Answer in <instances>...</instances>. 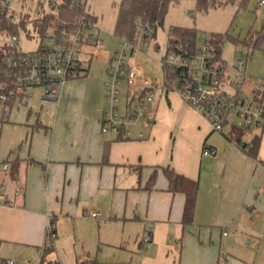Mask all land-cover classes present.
<instances>
[{"label":"crops","instance_id":"0c3cea01","mask_svg":"<svg viewBox=\"0 0 264 264\" xmlns=\"http://www.w3.org/2000/svg\"><path fill=\"white\" fill-rule=\"evenodd\" d=\"M89 80H70L58 101L34 99L28 89L0 122V260L17 264L1 255L13 250L40 254L44 264L50 239L57 248L71 226L75 239L87 230L119 245L141 233L138 264H264L257 261L264 254V128L254 158L156 82L149 118L133 137L102 133L107 90L88 95ZM209 147L215 156L203 155ZM167 167L199 183L189 226L184 194L168 190ZM241 237L258 241L252 262L235 255Z\"/></svg>","mask_w":264,"mask_h":264},{"label":"built area","instance_id":"2783aa9c","mask_svg":"<svg viewBox=\"0 0 264 264\" xmlns=\"http://www.w3.org/2000/svg\"><path fill=\"white\" fill-rule=\"evenodd\" d=\"M36 6L37 17L31 18L25 5ZM64 0H0V48L4 75L14 89L25 93L28 89L41 88L42 96L58 101L62 89L70 80L77 79L86 67L84 57L92 59L102 50L103 41L96 33L97 21H93L89 10V0H71L74 8L84 7L83 14L75 22H66L67 28L58 31L56 25L42 30L41 22L46 15L59 16ZM264 0L260 1V5ZM32 8V6H31ZM33 27V32L31 27ZM17 28L16 32L10 29ZM152 27L141 28L139 37H150ZM39 40L35 51H24L20 47L23 40ZM211 38H197L195 44L178 43L167 49L159 62L163 69V88L165 72L173 75V90L211 124L214 131L228 135L232 127L247 130L251 137L258 136L264 128V88L261 86L247 90L250 95H240L246 90L247 78L243 70L244 63L235 66L238 73L231 76L217 57L216 48L222 43ZM191 45H194L191 46ZM130 48V52L128 49ZM134 45L123 41L122 49L111 57L107 69L106 81L109 108L101 119L102 133H115L127 138L134 135V129L143 120L149 118V104L155 97L156 86L144 69L136 63H127V59L136 56ZM125 83V100L120 106L122 89ZM7 86V83L3 88ZM15 96L4 93L0 97V118L5 119L10 112L9 102ZM18 98V97H17ZM135 127V128H134ZM143 134L140 133L139 137ZM246 139V138H245ZM244 143V142H243ZM250 143V141H249ZM217 149L206 148L205 156H215ZM7 169V166L4 167ZM98 217V213H92ZM52 225H49V232ZM52 237L53 234H52ZM149 234L145 241L149 242ZM0 264H15L13 260H0Z\"/></svg>","mask_w":264,"mask_h":264},{"label":"rangeland","instance_id":"374dc122","mask_svg":"<svg viewBox=\"0 0 264 264\" xmlns=\"http://www.w3.org/2000/svg\"><path fill=\"white\" fill-rule=\"evenodd\" d=\"M120 3L121 0H89V10L98 19L95 32L100 33L103 45L102 50L92 59L84 57V65L89 68L86 77L90 79L89 86L94 88L89 89L90 93L88 95H91L93 90H95L94 96L97 93L101 94L102 86H104L106 93L105 83L108 80L106 69L109 66L110 56L122 49L123 41L116 35ZM258 3L259 0H251L246 9L235 15L236 8L233 5L213 8L203 13L198 9L195 0L175 1L170 4L163 25L157 26L156 37L146 40L143 37H139L136 45H134L137 49L136 56H130L127 59V63L139 64L153 83L156 84L157 82V84L162 85L164 79L163 69L159 62L166 55L168 49L169 28L171 26L193 28L198 32V37L202 39H209L214 33L225 35L221 46V56L227 63L231 76L235 77L238 74L235 71V66L238 65L239 61H242L244 63V72H247L252 79L251 85L247 83L246 88L248 89L249 86H261L264 88V39L260 49L247 55L245 49L227 38V35H230V37L242 41L250 30L256 32L262 30L264 26V5L259 6ZM31 6L27 2L25 9L29 11L31 18H35L37 17V9L35 5L33 6L32 4ZM29 27H31L33 32V27ZM38 46L39 40L37 39L23 40L20 43V47L27 52L35 51ZM128 52H130V48ZM86 77L82 76L78 77V79L84 80ZM121 89L123 93L120 106H123L127 89L125 83L121 84ZM42 92L41 88L33 89L31 91L33 94L32 98L41 99ZM240 95L244 96L246 94L240 91ZM105 98L107 99V111L109 108L107 93ZM249 137L251 136L249 135L246 139L248 140ZM66 232L67 235L60 237L59 246L53 248L51 252L48 250L50 253H47L43 258L44 264H138L139 262L138 254L141 251H138L137 247L139 248L142 242V239H140L141 233L139 240L138 238L134 239L137 246L134 244L135 241L129 244L127 242L128 239H126L119 247L118 241H113V243L106 241V236L100 240L98 232L90 235L86 230L85 234L78 236L77 239H75V233L71 226L67 228ZM248 240L250 241L246 237L237 239L235 255L238 257L244 256V258L252 262L255 251H257L256 248L259 245L258 241L251 239L252 244H250ZM128 245H131L134 249H131V251L127 250L128 247L126 246ZM1 255L5 259L16 260L17 264H40V254L24 253L19 257V255L15 256L13 250H10L6 254L1 253ZM262 258H264V254L263 256L260 255L257 261L261 262ZM25 260L26 262L24 263Z\"/></svg>","mask_w":264,"mask_h":264},{"label":"trees","instance_id":"16d2710c","mask_svg":"<svg viewBox=\"0 0 264 264\" xmlns=\"http://www.w3.org/2000/svg\"><path fill=\"white\" fill-rule=\"evenodd\" d=\"M179 0H121L119 17L116 25V35L122 41H126L131 45H136L138 34L141 28L152 27L154 33L148 37L145 36L144 39H153L156 37V28L164 23L166 14L170 7V4ZM198 9L206 13L210 9L225 7L228 5H233L236 8L235 15L238 14L243 9H246L251 0H195ZM84 7L74 8L71 6V0H64L61 13L59 16L46 15L43 17L41 26L42 30H47L49 26L56 25L58 31H62L67 28L66 22H75L83 14ZM93 21H97V17H92ZM235 19V18H234ZM234 21V20H233ZM17 28L10 29L11 32H16ZM198 38V32L193 28L171 26L168 31V49L174 48L178 43H189L195 44ZM227 38L234 43L240 45L248 54L253 51L260 49L261 44L264 39V26L261 31L256 32L250 30L246 38L242 41L236 40L230 35ZM211 39L216 44L224 41L225 35L222 34H212ZM194 47V45H191ZM5 50L0 48V97L4 93L12 94L15 96L14 100L9 102L10 108L13 106L16 98L25 96L24 93H20L14 89L10 80L8 81L4 75V68L2 65V57L5 54ZM217 57L221 59V63L225 68H229L225 60L221 56V48H216ZM89 71L88 67L83 69V73L79 76H87ZM165 84L167 90L173 89V75L165 72ZM247 80L252 81L251 78ZM7 83V86L5 84ZM6 119L2 116L0 122H5ZM246 129L232 127L228 139L237 143L242 147V149L250 156L256 158L258 157V151L260 147V136H253L250 139V143L244 142V139L248 137ZM244 142V143H243ZM166 177L168 179V190L170 192L182 193L185 196V203L182 215V223L184 226H189L194 222V215L196 209V201L199 190V183L185 175L177 173L174 169L167 167L165 168ZM155 175L153 174L150 178V186L154 182ZM52 236L53 233H49ZM52 239H50V244L48 245L44 254H47L52 248ZM49 250V251H48Z\"/></svg>","mask_w":264,"mask_h":264}]
</instances>
